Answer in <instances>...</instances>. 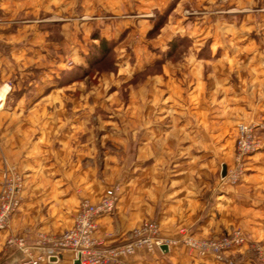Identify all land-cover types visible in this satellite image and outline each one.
I'll list each match as a JSON object with an SVG mask.
<instances>
[{
	"label": "rangeland",
	"instance_id": "obj_1",
	"mask_svg": "<svg viewBox=\"0 0 264 264\" xmlns=\"http://www.w3.org/2000/svg\"><path fill=\"white\" fill-rule=\"evenodd\" d=\"M230 1L178 11L172 4L154 14L152 29L141 36L123 33L97 43L67 31L64 53L37 47L21 58L12 54L13 42L0 40L2 171L8 161L25 181L7 152L10 117L33 112L28 123L37 125L48 112L53 131L40 142L50 156L45 168L52 181L59 179V189L80 194L79 206L91 199L90 183L101 199L116 189L121 198L125 190L136 195L156 185L167 191L172 179L187 177L182 183L189 191L221 196L219 212L196 216L210 222L206 235L181 227L178 237H164L157 218L143 222L157 221L161 237L172 240L183 228L198 239L240 232L243 242L225 249L221 260L185 246L218 264H264V2ZM175 28L182 34L163 33ZM53 35L61 39L60 31ZM244 126L252 148L242 153ZM171 186L168 192L178 187Z\"/></svg>",
	"mask_w": 264,
	"mask_h": 264
},
{
	"label": "crops",
	"instance_id": "obj_2",
	"mask_svg": "<svg viewBox=\"0 0 264 264\" xmlns=\"http://www.w3.org/2000/svg\"><path fill=\"white\" fill-rule=\"evenodd\" d=\"M216 1L0 0V40L13 42L12 54L21 56V58L37 53V47L55 53H64L66 52L67 31H73V37L74 35L92 37L97 43L99 38L118 39L123 33L131 34L137 31V34L141 36L152 29L151 22L154 14L158 11L162 12L172 4L175 6L174 10L178 11L187 5L198 8L213 6ZM238 1L241 2V0H231L230 5ZM259 1L264 2V0ZM144 25L147 26L146 30ZM56 30L60 31L61 39L58 37L56 40L53 35ZM95 30L97 35L93 36ZM179 32L182 34L183 31L175 28L163 33L166 37L172 38ZM161 33L160 35L163 36ZM76 46L79 50L86 49L83 46ZM169 68L170 70L177 69L171 64ZM19 69L22 70V66ZM32 114L33 112L25 111L11 116L9 127H5V130L9 128L10 136L7 140L10 145L7 149L8 156L11 162L16 163L23 172L25 181L22 206L15 213L11 228L0 234V264H20L25 257L22 250L7 243L9 237H23L26 245L36 255L38 253L36 244L40 234L57 235L71 227L74 215L79 208L80 194L77 191L67 194L65 187L59 189L58 183L60 182H57L59 179L52 181L49 171L45 168L50 156L44 154L40 142L44 140L45 135L53 131V128L49 126V114L44 112L46 116H43V113H40L38 124L34 125L32 122V125H29ZM154 116L158 118L157 114ZM1 132L2 127H0ZM156 144L155 139L153 147L155 151H158ZM203 165L202 163L201 166ZM2 166L0 160V179ZM185 178L187 177L177 180L176 183H173L172 179L170 185L164 187L167 191L162 190V185H156V191L153 192H146L145 188H141L136 195L125 190L115 211L99 218L97 230L99 239L109 245L122 244L126 242L130 231L151 217L161 222V235L164 237H178L181 227H189L199 235H206L210 222L208 219L200 220V217L196 216H200L205 210L208 213L219 212L221 196L209 191H189L187 185L182 183L189 179ZM171 185L178 187L168 192ZM78 189L81 187L78 186ZM88 189L87 196L91 198V201L96 202L101 199L102 193H95L91 183ZM151 195L154 198H151ZM55 260L53 258L52 264H77L78 262L75 252L70 249L62 250L58 260ZM128 262L129 264L220 263L211 256H196L185 245H172L169 248L163 246L154 252L141 249L130 256Z\"/></svg>",
	"mask_w": 264,
	"mask_h": 264
},
{
	"label": "built area",
	"instance_id": "obj_3",
	"mask_svg": "<svg viewBox=\"0 0 264 264\" xmlns=\"http://www.w3.org/2000/svg\"><path fill=\"white\" fill-rule=\"evenodd\" d=\"M240 131L243 138L240 140L239 148L242 153L249 152L252 144L246 142L249 137L245 138L244 134L250 131L247 132L245 126ZM242 153L240 152L241 156ZM240 157L238 163L242 161ZM4 167L0 182V234L11 228L13 217L23 203L24 180L21 173L8 161ZM119 198L116 189L110 191L99 202L93 203L89 199L81 201L73 226L57 235L41 234L36 244L38 251L36 255L26 245L23 237L11 236L7 243L16 246L25 254L20 264H52L53 258L57 261L60 252L67 249L75 252L77 264H129L128 258L141 249L154 251L156 247L169 248L172 244H184L199 255L210 254L221 260L225 256V249L244 240L240 232L235 233L231 239L227 237L198 239L191 236L189 228L182 229L179 239L162 238L159 223L148 220L136 228L125 243L105 244L97 237L98 219L102 215L113 213Z\"/></svg>",
	"mask_w": 264,
	"mask_h": 264
},
{
	"label": "trees",
	"instance_id": "obj_4",
	"mask_svg": "<svg viewBox=\"0 0 264 264\" xmlns=\"http://www.w3.org/2000/svg\"><path fill=\"white\" fill-rule=\"evenodd\" d=\"M157 27H155V29H156ZM159 28H160V26H159ZM106 41H101V44H100V48H104L105 46H106Z\"/></svg>",
	"mask_w": 264,
	"mask_h": 264
},
{
	"label": "water",
	"instance_id": "obj_5",
	"mask_svg": "<svg viewBox=\"0 0 264 264\" xmlns=\"http://www.w3.org/2000/svg\"><path fill=\"white\" fill-rule=\"evenodd\" d=\"M225 170H226V167L224 166V172H225Z\"/></svg>",
	"mask_w": 264,
	"mask_h": 264
}]
</instances>
